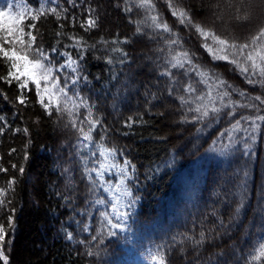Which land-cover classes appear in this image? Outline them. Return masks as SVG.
Masks as SVG:
<instances>
[{"label":"snow or ice","instance_id":"1","mask_svg":"<svg viewBox=\"0 0 264 264\" xmlns=\"http://www.w3.org/2000/svg\"><path fill=\"white\" fill-rule=\"evenodd\" d=\"M84 3L85 0H35L34 3L33 0H17L15 4L8 3L5 7H0V62L5 67L4 74L0 75V83L9 88L14 85L16 88L17 94L11 102L14 109L13 120L22 116L23 109L31 105L29 94L34 93L35 103L40 106L43 115L55 117L57 122L74 134L69 159L63 167L67 187L69 190L74 188L72 174L78 170L87 192L85 208L80 210V215L84 216L85 211L94 209L101 219L100 230L90 235L87 243L104 245L102 237L106 235L117 242L122 240L134 250L139 245L133 240V224L139 223L137 207L141 201L137 166L127 158L123 149L105 143L108 127L97 106V100H102V97L94 99L89 94L94 88L85 64L88 52L99 50L97 44H89L83 36L64 31V22L72 28L79 25L86 33L100 28V15L93 5L88 3L81 12L76 11ZM164 3L174 18L172 23L160 12L157 0H117L116 7L134 25V35L146 36L158 45L155 49L157 56L154 58L157 64L156 76L158 80L166 78L165 88L153 91L151 87L144 86L145 111L167 103L175 104L182 110L181 123L200 124L202 128H208L214 123L226 121V126L217 132L206 152L214 154L225 165L224 174L220 177V185L225 189L224 200L220 203H232L233 196L238 199L227 222L219 215L218 209L212 208L201 220L203 223L209 216L215 218L208 227L207 234L201 230L198 238L192 235L183 237L182 243L188 241L198 247L206 240L213 239L212 233L217 229V235L230 234L239 223L251 197L257 143L264 135V24L241 40L235 36H222L213 28L198 22L192 9L186 7L183 0H164ZM254 6L264 12V0H240L238 7L231 5L235 7L234 20L240 25L250 22ZM133 13L138 18H134ZM49 17L57 22V45L61 43L60 37H66L70 43H63L62 47L44 46L38 24ZM175 24L182 26L190 34H195L201 41L200 47L213 60L232 65L231 70L239 73L247 85L252 89H259V92L237 89L222 74L204 67L196 52L186 47L187 41L181 36L180 30L174 27ZM132 42L131 37L120 38L119 34L111 41L103 37L98 41L108 49L105 62L113 66L110 68L109 80L116 82L111 100L114 111H119L122 100L127 99L128 86L119 77L124 70L123 65L131 61L129 51L123 46ZM115 65L121 66L119 71ZM99 79L97 76L96 80ZM0 95L4 100H9L8 94L3 90H0ZM234 95L239 99H234ZM160 115L164 116V112L161 111ZM142 119L140 115V120ZM137 122L133 116H129L124 127L130 128ZM33 123L39 124L40 117ZM202 128H197V132H201ZM98 129L99 138L95 135ZM9 130L12 135L23 132L27 137L24 163L19 166L11 164L12 170L23 176L25 164L29 160L27 149L32 144V134L28 127L14 126L5 114H0V136H4ZM15 152L16 149L12 148L8 155ZM237 155L242 158V162L232 168ZM0 161H3V156H0ZM176 163L177 157L173 155L164 162L163 167L173 169ZM7 172L8 168L0 163V173ZM17 183L18 177L13 175L7 180L5 187H0V209L8 210L11 199L6 198L9 193H14ZM255 191L256 208L253 218L244 227L240 239L241 245H244L245 237L250 243L244 245L243 249L239 245L233 246L232 255L237 257L236 264H264V176L255 185ZM63 199L71 201L72 197L68 195ZM10 211L7 221L12 235L9 236L4 225L0 224L2 264H9V255L5 251L6 238L10 246L15 235L16 209L12 208ZM75 223L79 226L81 221L76 220ZM253 229L254 231H250ZM90 231V226L83 224V232ZM65 238L68 241L74 240L73 232L66 231ZM79 243L84 245L86 240L82 239ZM87 255L91 257L97 253L90 249ZM167 255L166 251L158 250L151 255V264H167Z\"/></svg>","mask_w":264,"mask_h":264},{"label":"trees","instance_id":"2","mask_svg":"<svg viewBox=\"0 0 264 264\" xmlns=\"http://www.w3.org/2000/svg\"><path fill=\"white\" fill-rule=\"evenodd\" d=\"M16 2L17 0H0V7ZM88 3L93 5L100 15V28L86 33L79 25L72 28L64 22V31L83 36L89 44H97L99 50L88 52L85 64L94 88L89 94L94 99L102 97V100H97L100 113L101 105L105 101H109L111 106L112 94L115 92L113 85L116 82L109 80L110 68L113 66L105 62L108 49L98 41L101 37L111 41L117 34L120 38L131 37L133 41L123 46L129 51L131 61L123 65L124 70L120 72L119 77L120 81L128 86L127 99L122 100L119 111L108 109L111 115L102 114L108 127L105 143L123 149L127 158L137 166L140 180L138 194L141 201L137 207L139 223L133 224V240L139 247L133 250L122 240L117 242L106 235L102 237L104 245L87 243L90 235L100 230L101 219L94 209L85 211L84 216L80 215V210L85 208L87 192L78 170L72 174L74 188L69 190L67 187L63 167L68 162L74 134L57 122L55 117L43 115L42 109L35 103L34 93L29 94L31 105L23 109L22 116L13 120L14 109L11 102L17 94L16 88L14 85L9 88L0 83V90L6 92L9 97L6 101L0 95V114H5L14 126L28 127L32 134V144L27 149L29 160L25 164L23 176L14 172L11 164L16 163L19 166L24 163L27 137L23 132L12 135L10 130L0 136V156H3L0 163L8 168L7 173H0V187H5L7 180L13 175L18 177L14 193H9L6 198L11 199L8 210L0 209V224L4 225L9 236L12 231L8 227L7 217L11 215L10 209H16L14 240L10 246L7 244V238L5 242L9 264H151L150 257L158 250L168 253L167 264H236L237 257L232 255L233 246L239 245L243 249L244 245L250 243L245 237L244 245H241L240 239L256 208L255 185L264 176V135L257 143V156L252 169L251 197L236 228L230 234L217 235L219 230L213 231V239L206 240L202 246H194L188 241L182 243L185 235L198 238L201 230L207 234L208 227L215 218L209 216L203 223L201 220L212 208L218 209L225 222L235 208V201L238 199L236 196L231 197L232 203H220L224 200L225 191L220 185V177L225 170L224 162L214 154L206 152L217 132L226 126V121L214 123L208 128H202L200 124L181 123L182 110L175 104L167 103L145 111L144 86L151 87L153 91L165 88L166 78L158 80L156 76L157 64L154 58L157 56V43L146 36L134 35V25L130 24L125 13L116 7L117 0H85L81 9L76 11L81 12ZM183 4L192 9L198 22L213 28L222 36H235L243 40L264 24V12L255 6L251 21L243 25L238 24L233 18L236 14L235 7L231 5L238 7L240 0H183ZM157 5L165 19L172 23L174 18L171 17L164 0H157ZM211 13L214 16H211ZM132 15L138 18L135 13ZM56 24L52 17L42 19L38 24L42 43L46 48L57 45L58 38L55 33L59 29ZM174 27L180 30L181 36L187 41L186 47L196 52L204 67L222 74L237 89L259 92V89H252L247 85L239 73L233 72L232 65L213 60L200 47L201 41L195 34H190L178 24ZM59 40L61 43L58 47H62L63 43H70L66 37H60ZM146 56L149 57L148 60H145ZM114 67L119 71L121 66ZM4 72V64L0 62V75ZM97 76L100 77L99 80H96ZM233 98L239 99L235 95ZM166 108H169V111L166 112ZM161 111L165 112L164 116L160 115ZM168 115L171 118H168ZM129 116H133L138 122L130 128H125L124 122ZM37 117H40L39 124L33 123ZM166 118L175 122L174 125L167 126ZM197 128H202V131L197 132ZM99 134L98 129L95 134L97 138ZM12 148H15L16 152L9 156L8 152ZM173 155L177 157L176 167L164 168V162ZM241 162L242 158L237 155L231 167L234 168ZM147 176L153 178L146 179ZM68 195L72 197L71 201L63 199ZM76 220L81 221L79 226L75 223ZM85 223L90 226L89 233L83 232ZM66 231L73 232L74 240L68 241L65 238ZM82 239L86 240V244L79 243ZM90 249L97 255L88 256L87 251Z\"/></svg>","mask_w":264,"mask_h":264},{"label":"rangeland","instance_id":"3","mask_svg":"<svg viewBox=\"0 0 264 264\" xmlns=\"http://www.w3.org/2000/svg\"><path fill=\"white\" fill-rule=\"evenodd\" d=\"M211 16H214V14L211 13ZM216 18H217V17H216ZM144 55H145V54H144ZM146 58H147V59H145V58H144V59H145V60H148V59H149L148 56H146ZM145 60H144V61H145ZM109 103H110L109 101H108V102L105 101L104 104L101 105V107H102V108H101V109H102V113H103L104 115H107V113H108L109 115L112 114L110 111H108V109H111V110H112V108H111V106L109 105ZM167 110L169 111V108H166V112H167ZM164 113H165V112H164ZM168 116H169V115H168ZM168 116H167V117H168ZM168 118H171V116H169ZM168 118H166V120H167ZM176 122H177V121H176ZM165 123L167 124V126H173L175 122H172L171 119H168L167 122H165ZM92 218H93V217H92ZM92 218H91V219H92ZM98 218L100 219L99 216H98ZM95 221L98 222V220H95Z\"/></svg>","mask_w":264,"mask_h":264}]
</instances>
